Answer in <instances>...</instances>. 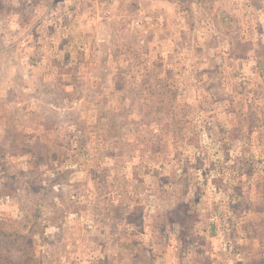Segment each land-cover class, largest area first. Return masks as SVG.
<instances>
[{"label": "rangeland", "instance_id": "374dc122", "mask_svg": "<svg viewBox=\"0 0 264 264\" xmlns=\"http://www.w3.org/2000/svg\"><path fill=\"white\" fill-rule=\"evenodd\" d=\"M259 258L264 0H0V264Z\"/></svg>", "mask_w": 264, "mask_h": 264}, {"label": "trees", "instance_id": "16d2710c", "mask_svg": "<svg viewBox=\"0 0 264 264\" xmlns=\"http://www.w3.org/2000/svg\"><path fill=\"white\" fill-rule=\"evenodd\" d=\"M193 136L194 137H198V142L197 143H199L201 141V134H198V132H196ZM183 217L186 218V216H183ZM176 222L179 224L180 236H182L184 238L190 237L191 236L190 230L192 229V226L188 222V220L187 219H183V221H176ZM243 230H244V226H243V229L241 230V232ZM14 238L17 239L18 242L20 240H25V237L24 236H19L18 238H17V236H14ZM19 244L21 245V242H19ZM26 245H27V243H26ZM249 264H264V258H259L257 260L251 261Z\"/></svg>", "mask_w": 264, "mask_h": 264}, {"label": "crops", "instance_id": "0c3cea01", "mask_svg": "<svg viewBox=\"0 0 264 264\" xmlns=\"http://www.w3.org/2000/svg\"><path fill=\"white\" fill-rule=\"evenodd\" d=\"M171 20H173V21H178V16H176L175 14L170 18ZM162 18H161V20H159L160 22H162ZM167 20H169V19H167ZM175 23V22H174ZM175 25V24H174ZM173 29H175V28H173ZM177 29V28H176ZM176 31V30H175ZM197 33H200V31H197ZM185 35H187L186 33H185ZM180 36H181V32L179 31V32H177L176 31V33H174V43H172V42H170V43H172L173 45L170 47V51L171 52H174V51H178L179 49L180 50H182V47L183 48H185V49H187V47L188 48H190L191 47V49L192 50H195V51H198L199 50V46H197L195 43L194 44H189V43H186V42H184V43H181V42H179V40H180ZM162 43V42H161ZM186 43V44H185ZM202 44V43H201ZM200 46H203V44L202 45H200ZM204 47H205V45H204ZM201 48V47H200ZM213 49V48H212ZM187 50H190V49H187ZM192 50H190V51H192Z\"/></svg>", "mask_w": 264, "mask_h": 264}]
</instances>
